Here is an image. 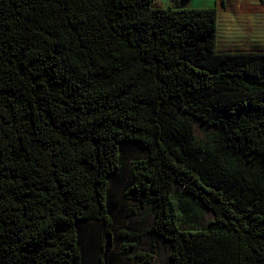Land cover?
I'll return each instance as SVG.
<instances>
[{
	"label": "trees",
	"instance_id": "obj_1",
	"mask_svg": "<svg viewBox=\"0 0 264 264\" xmlns=\"http://www.w3.org/2000/svg\"><path fill=\"white\" fill-rule=\"evenodd\" d=\"M217 21L0 0V264H264V53Z\"/></svg>",
	"mask_w": 264,
	"mask_h": 264
},
{
	"label": "rangeland",
	"instance_id": "obj_2",
	"mask_svg": "<svg viewBox=\"0 0 264 264\" xmlns=\"http://www.w3.org/2000/svg\"><path fill=\"white\" fill-rule=\"evenodd\" d=\"M154 4L162 8L184 10L189 8L213 6L217 9V48L227 52H255L264 53V0H224L223 5L219 0H153ZM194 134L201 141H205L209 132L198 125L194 126ZM137 211V209H136ZM139 217V212L135 213ZM209 219L208 214L204 220ZM150 215L145 218L144 224L150 222ZM121 225L131 227L128 219L116 221L115 228ZM112 242L114 239L112 232ZM164 247L158 248L155 264H162L166 260Z\"/></svg>",
	"mask_w": 264,
	"mask_h": 264
},
{
	"label": "water",
	"instance_id": "obj_3",
	"mask_svg": "<svg viewBox=\"0 0 264 264\" xmlns=\"http://www.w3.org/2000/svg\"><path fill=\"white\" fill-rule=\"evenodd\" d=\"M105 240H106V244H105V252L107 253L108 250L110 249V245H111V242H110V236H109V235H106Z\"/></svg>",
	"mask_w": 264,
	"mask_h": 264
},
{
	"label": "crops",
	"instance_id": "obj_4",
	"mask_svg": "<svg viewBox=\"0 0 264 264\" xmlns=\"http://www.w3.org/2000/svg\"><path fill=\"white\" fill-rule=\"evenodd\" d=\"M209 7H211V6H209ZM198 8H205V7H198Z\"/></svg>",
	"mask_w": 264,
	"mask_h": 264
}]
</instances>
